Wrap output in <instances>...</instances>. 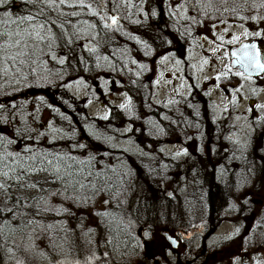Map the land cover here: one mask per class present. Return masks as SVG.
<instances>
[{
	"label": "rangeland",
	"instance_id": "obj_1",
	"mask_svg": "<svg viewBox=\"0 0 264 264\" xmlns=\"http://www.w3.org/2000/svg\"><path fill=\"white\" fill-rule=\"evenodd\" d=\"M177 1L180 0H123V11L100 15L79 0L64 3L48 0L55 10L50 17L54 24L37 23L24 41L14 43L10 57L21 78L7 96L0 92L1 129L6 132L23 128L28 130L26 134L44 138L49 145L61 141L69 145V153L77 147L86 154L81 139L65 140L71 128L63 122L67 124L69 115L78 114L73 111L79 112V105L85 106L87 116L97 120V126L101 127L109 126L106 123L112 112L116 133L103 134L95 141L105 142L115 154L121 155L116 159L121 169L119 173L113 171L115 180L110 184L114 186L103 191L104 195L109 194L105 196L102 190L94 192L98 186L89 180L76 187L74 193L64 192L41 172L20 187L7 179L0 180V213L13 211L10 200L17 197L22 203L36 198L44 204L41 215L31 220L24 218L19 223L23 224L22 237L8 248L0 247V264H174L172 249L160 232L185 240L192 232L218 225L212 223L213 228L205 225L208 203L214 194L206 191L205 185L235 183L244 160L235 158L233 153L245 151L253 141H257L253 149L264 150V128L250 122L252 117L259 122L264 116V93L254 96L264 77L256 81L235 72L223 54L220 58L206 57L212 45L205 53L201 47L171 49L167 43L154 47L149 42L150 31L156 30L157 23H164L165 37L169 36V23L159 15L162 12L165 18L175 6L171 4ZM220 1L224 0H206L209 6H219ZM137 23L145 26L148 35L140 32ZM34 36L39 40L37 45ZM61 40L67 44L61 45L58 42ZM235 41L233 36L228 43ZM74 47L90 55L81 59L71 56ZM25 59L34 63L32 69L27 67L29 63L26 67L22 65L21 60ZM132 80L135 83L131 84ZM192 86L207 93L208 119L213 122L195 123V109L184 100H175L177 94L187 96ZM128 87L132 88V95ZM140 87L143 98L139 102L138 91L132 97ZM253 100L258 104L256 109L248 107ZM65 109L68 115L64 114ZM99 121H105L104 125ZM135 130L131 139L130 133ZM159 140L163 142L160 146L156 143ZM219 150L221 157L214 154ZM125 155H136L138 167L155 173L151 176L155 187L165 204L172 205L170 210L163 205L157 212L155 217L160 226L155 232L136 229L135 222L139 220L148 225L153 222L152 211L138 197L130 205L135 194L130 185L136 180V168L122 160ZM259 161L256 167L260 166L262 174L264 158ZM110 162L99 159L96 167L109 169ZM255 173L260 175L256 170ZM241 179L238 183L261 182L253 176L249 179L248 175ZM262 183L263 187L256 190V212L261 214L256 217L254 230L264 237ZM231 209L222 212L227 220L235 216ZM133 211L137 216L135 222L130 218ZM237 228L232 221H225L214 235L218 237ZM111 229L122 234L126 247L138 248L135 256L112 255ZM207 259L193 264H220L209 256Z\"/></svg>",
	"mask_w": 264,
	"mask_h": 264
},
{
	"label": "trees",
	"instance_id": "obj_2",
	"mask_svg": "<svg viewBox=\"0 0 264 264\" xmlns=\"http://www.w3.org/2000/svg\"><path fill=\"white\" fill-rule=\"evenodd\" d=\"M79 1L82 3H87L90 9L98 12L100 15H106L108 11L110 12L112 10L117 11L122 9L123 11V8H125L122 3L123 0ZM148 1L151 2L152 0ZM49 4L50 3L48 2V0H37V3L35 5L24 4L21 3L20 0H16V3L11 7L0 6V33L3 34L0 35V92L2 95L5 94V96H7L10 89L14 88L16 81L18 83L21 78L20 75L16 72V65H13L10 57V52L12 51L11 49L15 47L14 43H17L19 40L24 41L26 34L31 31L32 26H36L38 24H48L50 26V23L52 25L54 24V20L52 22L50 17L53 16L55 10H53V5L51 4V6H49ZM4 11H10L13 15L10 18L5 17L3 16ZM29 14L33 15L35 19L32 21H24L23 23H20L18 20H16L17 16L19 15L27 16ZM162 15L163 14L161 12L159 18L162 21H165ZM10 20H15L16 22L11 23L9 22ZM139 26L140 24L137 23V28L139 29L141 27L140 32H143L145 36L146 34L148 35V30L145 28V26L144 28L143 25H141L140 27ZM130 27L131 26H129V29ZM156 27V30H153L154 32L150 31L149 29L151 33L150 35L152 37V40L149 39V42L154 47L155 45L159 47L167 43V38L165 37L167 30L164 23L163 25L160 23ZM9 33L11 35H9ZM139 35L141 36V33ZM33 40H35V43L37 45V42L39 40L35 36L33 37ZM58 42L61 45L67 44L65 43L67 41L63 40ZM153 42L155 44H153ZM35 43H33V46L35 45ZM74 48L75 49L70 51L71 56H77V58L81 59L83 58L82 56H85L86 58L88 55H90L88 51L83 52L79 48ZM21 61H23L22 65L24 67H26L27 63H29L27 67L31 69L34 67V63H32L28 59H25V61ZM135 81L136 80H132L131 84L135 83ZM132 87L134 86L132 85ZM128 89L132 95V88L128 87ZM137 91L139 92L140 102L143 98L141 87L133 93L132 98H135L137 96ZM78 110L79 112H77V110L73 111L74 113H78L75 116H73L72 114L68 116L67 124L63 122L64 126H68L69 128H71L69 129V133L67 132L68 134L67 137H65V140L68 142L67 138H69L70 141L76 138L81 139L83 141V146H85L86 148V154H82L83 149H79L77 147L72 148L71 152L69 153V145L63 144V142L61 141L53 142L49 145V143H47L44 138L36 139L33 134H26L28 130H25L23 128H16L14 130L9 129L5 132L1 129L0 120V180L7 179L11 181L13 185H17L20 187L22 183L28 182L32 177L39 175L41 172V174H44L50 180H52L51 183L53 185H55L58 189H63L64 192L69 191L71 193H74L77 189L76 187H80L85 180H89L91 184H95L98 186L95 187L96 189L94 190V192L101 190L102 192L109 191V186H114V184H110V182L115 180L113 171L119 173L121 169L119 166L120 162L116 161V159L120 158L121 155H117V153L115 154L111 148L107 147L108 145H106L105 142L96 143L95 140L101 138L103 134L116 133L114 132L115 128L113 124L116 120L114 113L111 112V115L106 123L109 124L110 127H101L97 126V120L87 116L85 106L79 105ZM80 110L82 113L80 112ZM64 111L67 110L65 109ZM67 113L68 111L64 114L68 115ZM53 121H56V119H54ZM99 122L104 125L103 122L105 121ZM13 124L15 126V123ZM164 128L174 131V129H171L166 125H164ZM89 130L92 133L89 134ZM135 132L136 130L130 133L131 139H133L132 135H134ZM159 141L156 143L160 146L163 142ZM25 149H29V151H25ZM62 149L65 150V153L59 152ZM17 153H19V155H17ZM106 157L109 158L106 159ZM114 157L115 159H113ZM135 157L136 155H125V158L122 159L126 163L131 164L132 167L134 166L136 168V171H134L136 180L134 184L130 185V188H133L135 193L130 198V205H132V201L136 197H138L137 200L146 201L149 206V212L152 211L150 217H152L153 222L149 223V225L141 222L140 220L139 222H135L137 220L135 211L131 213L133 217L131 216L130 218H134V222L135 224H137L136 229L140 231L155 232L157 229L156 227L160 226V222L159 224H157L155 217L157 212L159 213V209L161 208V206L163 207V205L166 206L165 208L169 210L172 208V205L165 204L164 197H162L160 190L155 187L154 178L151 177L152 175H155V173H147L141 167H138V163ZM73 158L76 160H74ZM99 159L111 161L110 163L112 166L108 167L109 169L97 168L96 166L99 164ZM49 160L52 162L51 164L48 163ZM57 167L59 168V171H57ZM186 167L187 164L185 165V168ZM4 173H7V175H4ZM105 195L103 192V196ZM165 199H167L168 202L171 201L168 198ZM28 202L29 203H22L20 202L18 197L13 198L12 200H10L11 206H14L11 209L13 211L5 212V214L0 213V247L8 248L10 246L9 244L13 243L17 240V238L19 239L20 237H22V235H24L23 224H19L20 222L22 223V219L26 218L28 220H31V217L37 218L38 215H41L40 211L44 207V204L40 202V199L34 198ZM130 205L128 206L129 210H131ZM20 225H22V227ZM109 232L112 237V239L110 240L112 241L113 245V256L119 255L120 257H125V255H136L138 248L134 249L131 246H129V248L126 247L123 241L124 238L119 231H116V229H111Z\"/></svg>",
	"mask_w": 264,
	"mask_h": 264
},
{
	"label": "flooded vegetation",
	"instance_id": "obj_3",
	"mask_svg": "<svg viewBox=\"0 0 264 264\" xmlns=\"http://www.w3.org/2000/svg\"><path fill=\"white\" fill-rule=\"evenodd\" d=\"M171 5L175 6L163 18L169 23L168 31L170 30L166 46H171V49L177 46L201 47L205 53V49L212 45L206 57L220 58L223 54L222 56L231 63L235 72H241L245 77L256 81L264 77V73L256 77L247 76L243 71L238 52L232 55L234 48L240 47L242 43H248L251 44L255 59L259 64L264 65V0H224L220 1L219 6H209L206 0H180ZM238 32L240 33L237 34ZM253 34L256 36L253 37ZM233 36L236 38L235 44L228 43ZM262 93H264V80L257 85L254 96ZM206 95L205 91L192 86L187 96L177 94L175 100L177 102L186 101L188 107L195 109L194 122L205 125L207 121L213 122L212 119H208ZM248 105L249 108L258 107L255 100ZM252 118L251 123H254L256 127L264 128V116L259 119V122L254 117ZM211 141L213 142V139ZM220 142L221 140L217 143ZM256 143L257 141H253L245 151L233 153L235 158L244 160L239 165L242 173L238 175L235 183L220 182L205 185L206 191H214L212 202L207 198L210 202L205 225L206 228H209L212 223H218V225L214 229L192 232V235L188 234L185 240L170 233L175 240L174 243L177 244L176 247L170 246L174 264L198 263L202 258V261L206 262L208 261L207 256L220 264H264L263 233L260 234L254 230L256 217L261 214V212H256L258 201L256 190L263 187L262 182L264 181V171L261 174L260 166L256 167L259 160L264 158V150L253 149ZM214 154L218 157L223 155L221 150ZM255 170L260 173V175L257 174L258 177L255 175ZM246 175L249 179L253 176L254 180L259 179L261 182L255 180L254 183H242L243 181L238 183V180H242L241 178ZM243 189L245 192L242 191ZM208 196L210 197L209 193ZM230 208L235 216L227 220L222 212L229 211ZM225 221H232L238 227L237 230L215 237L214 234ZM214 224L210 228H213ZM160 234L162 235V232Z\"/></svg>",
	"mask_w": 264,
	"mask_h": 264
},
{
	"label": "water",
	"instance_id": "obj_4",
	"mask_svg": "<svg viewBox=\"0 0 264 264\" xmlns=\"http://www.w3.org/2000/svg\"><path fill=\"white\" fill-rule=\"evenodd\" d=\"M236 52H238L239 57L241 58V65H243V71L246 75L255 77L257 76V74L260 75L264 72V70H262L261 67L258 66L262 64H259L258 60L255 59L256 57L253 54L251 44L242 43L240 47L234 48V51H232V55H235ZM163 235L170 242V244L173 245V247L177 246V244L174 243L175 240L170 237L169 234L163 233Z\"/></svg>",
	"mask_w": 264,
	"mask_h": 264
},
{
	"label": "snow or ice",
	"instance_id": "obj_5",
	"mask_svg": "<svg viewBox=\"0 0 264 264\" xmlns=\"http://www.w3.org/2000/svg\"><path fill=\"white\" fill-rule=\"evenodd\" d=\"M20 2L24 3V4H33V5H35L37 3V0H20ZM60 2L64 3V0H60ZM15 3H16V0H0V6L11 7ZM49 6H51V3L49 4ZM12 15L13 14L10 11H4L3 12V16H5V17H9L10 18ZM153 15H155L154 12H153ZM34 19H35V17L33 15H31V14H29L27 16L19 15L16 18V20H18L20 23H23L24 21H32ZM9 22L15 23L16 21L15 20H10ZM112 22H113V24L116 23V18L115 17L112 18ZM41 27H42V25H41ZM0 35H3V34L0 33ZM9 35H11V34L9 33ZM258 66L261 67L262 70H264V65H258ZM25 151H29V149H25ZM17 155H19V153H17ZM48 163L51 164L52 162L49 160ZM57 171H59L58 167H57ZM4 175H7V173H4ZM0 187H2V185H0Z\"/></svg>",
	"mask_w": 264,
	"mask_h": 264
}]
</instances>
